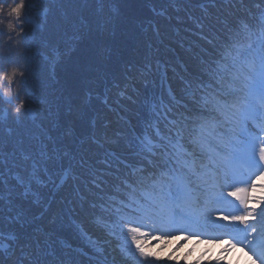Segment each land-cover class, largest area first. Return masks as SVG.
<instances>
[{"label": "snow or ice", "instance_id": "6c2138e0", "mask_svg": "<svg viewBox=\"0 0 264 264\" xmlns=\"http://www.w3.org/2000/svg\"><path fill=\"white\" fill-rule=\"evenodd\" d=\"M91 2L80 0L84 7L72 6L74 13L83 16ZM215 2L206 0L200 5L201 15L189 17L210 50L196 56L195 71L179 77L182 95L170 83V65L151 57H145L142 65H126L124 82L114 85L116 96L132 100L137 95L144 113L139 123L132 124L122 115L115 122L105 120L101 131L99 117L87 115L94 96L109 112L115 108L110 93L88 89L82 106L68 104L57 109L41 135L22 123L15 136L0 140V209L12 213L14 200L27 202L29 198L31 205L40 209L34 214L29 209L6 217L12 228L8 239L13 243L0 242V264H64L48 241L63 227L67 212L78 207L87 211L94 227L109 236L122 237L127 245L130 255L125 256L120 240H105L109 246L97 249L102 264H187L185 259L156 256L142 249L139 235L147 242L142 231L146 222L153 232L165 233L152 237L155 248L162 239L174 236H183L185 242L190 238L215 244L227 240L234 250H246L257 264H264V195L253 191L264 187L258 183L264 176V0H255L254 9L245 5L242 11L230 9L222 16L212 12L210 5ZM237 2L229 0L230 5ZM46 11L51 13L50 8ZM122 15L121 7L113 4L108 19L98 27L110 32L112 23ZM209 19L215 20L211 36L204 32ZM152 30L159 33L158 26ZM90 32V25H81V35ZM255 34L259 38L248 46L243 58L248 69L243 85L239 86L235 78L226 84L227 59L241 37ZM15 74L5 78L11 82ZM153 85L158 90L148 91ZM20 111L17 107L16 112ZM77 120H86V131L77 132ZM113 123L116 127L109 131ZM226 123L232 125L227 133L218 132ZM209 130L213 132L211 139ZM94 149L96 160L88 167V174H97V163L112 168L111 160L116 168L112 179L105 178L103 185L91 180L100 191L90 198L76 184V198H63L60 204L67 208L60 206L53 211L57 201L54 190L64 189L69 180H80L79 170L89 164V153ZM50 180L51 194L45 198L38 189H48ZM157 187L158 197L137 194ZM75 227L87 235L82 223ZM18 229L31 230L23 243ZM216 232L223 235L213 236ZM205 233L208 235L202 239ZM228 260L234 264L226 257L208 260V264H228Z\"/></svg>", "mask_w": 264, "mask_h": 264}, {"label": "trees", "instance_id": "16d2710c", "mask_svg": "<svg viewBox=\"0 0 264 264\" xmlns=\"http://www.w3.org/2000/svg\"><path fill=\"white\" fill-rule=\"evenodd\" d=\"M79 2L80 0H64L62 4L60 0H25L24 13L20 21L14 20L15 27L9 30L0 26V112H6L0 115V140L15 136L22 123L32 127L37 136L41 135L42 131L47 130L57 109H63L68 104L82 106L84 92L88 89L93 93H110V102L115 108V111L109 112L100 103V98L94 96L87 115L90 117L95 114L99 117L101 131L105 120L115 122L122 115L130 119L132 124H137L144 117L137 95L134 94L132 100L119 99L114 87L115 84L124 82L126 65H142L145 57L170 65V83L177 94L182 95L179 77L195 71L196 56L202 50H210V46L200 38V29L189 18L201 15L200 5L206 0H92L83 16L75 14L72 7L78 5L83 8V4L79 5ZM254 2L255 0H238L236 4L230 5L229 0H216L214 6L210 7L216 16H222L230 9L242 11L245 5L254 9ZM3 3L7 5L10 0H3ZM113 4L121 7L123 15L112 23L110 32L104 31L98 25L108 19L109 9ZM49 8L50 14L46 11ZM64 12L68 15L65 16ZM81 25H90L91 32L81 35ZM154 25L159 28L158 34L152 30ZM214 25L215 20L209 19L204 32L211 36ZM258 38L259 34L241 37L239 45L226 61V84L235 78L238 85H242L244 70L241 68H247L243 63L244 55L248 46L255 45ZM172 68L176 69L175 73ZM13 72L16 74L9 82L5 76H12ZM154 90H158L155 85L148 89ZM140 92H144L142 87ZM133 101L137 103L134 104ZM17 107L21 108L19 113L16 112ZM85 125L86 120H77V132L86 131ZM115 127L113 123L109 131ZM96 155L95 149L89 153V164L79 170V181L69 180L64 189L54 190L57 201L53 204V211L61 206L63 198H76V184L81 193L90 198L100 191L90 183L91 180L95 179L103 185L105 178L112 179L116 168L115 162L111 160L112 168L97 163L94 165L97 174H88L87 169L96 160ZM23 176L28 179L26 172ZM38 191L47 198L51 194V180L48 189ZM30 199L27 202L22 199L14 200L12 213L0 209V242L13 243L8 239V233L12 231L6 220L8 215L29 209L33 214L40 211L38 207L31 205ZM61 207L67 208V205ZM68 207L71 208V205ZM76 223H82L87 238L76 229ZM132 226L134 225L124 227ZM30 231L18 229L21 243L31 235ZM116 239L121 241L120 250L124 255H130L122 237L101 232L93 226L87 211L78 207L67 212L63 218V227L52 235L48 243L64 264L71 263L67 261V256L74 262L89 264L91 256L101 257L98 248L109 246L105 244V240ZM147 242L155 246L152 238ZM65 245L77 246L83 252L70 250Z\"/></svg>", "mask_w": 264, "mask_h": 264}, {"label": "clouds", "instance_id": "9594fccd", "mask_svg": "<svg viewBox=\"0 0 264 264\" xmlns=\"http://www.w3.org/2000/svg\"><path fill=\"white\" fill-rule=\"evenodd\" d=\"M25 0H10V3L5 5L3 0H0V26H4L11 30L15 27L14 20L17 21L19 16L24 13ZM259 184L264 185V176L258 181ZM254 193L264 195V187L254 189ZM183 236H174L171 239H162L159 248L152 247L148 242L143 239L142 234L139 235V244L142 249L156 256H170L179 257L185 259L187 264H202L205 259L211 260V250L215 245L210 240H198L196 238H190L188 244H180L183 241ZM197 250L199 254L197 255ZM217 251L220 255L216 256V259L223 260L226 255L233 252L234 249L227 240H224L217 247ZM246 259L243 264H257V262L250 256L245 254ZM228 264H232L231 260H228Z\"/></svg>", "mask_w": 264, "mask_h": 264}, {"label": "rangeland", "instance_id": "374dc122", "mask_svg": "<svg viewBox=\"0 0 264 264\" xmlns=\"http://www.w3.org/2000/svg\"><path fill=\"white\" fill-rule=\"evenodd\" d=\"M3 114H6L5 111H2L0 112V115H3ZM239 186H245V185H239ZM228 190H231V189H228ZM219 246V244H215L213 246V248H217ZM239 250H234L233 252L229 253L226 255V258H231L234 262V264H243V261L246 259V256H245V251H239V254L237 255V252ZM220 255V253H219Z\"/></svg>", "mask_w": 264, "mask_h": 264}]
</instances>
